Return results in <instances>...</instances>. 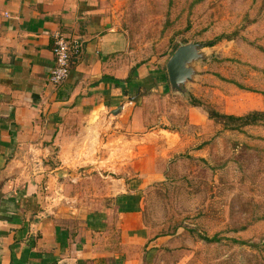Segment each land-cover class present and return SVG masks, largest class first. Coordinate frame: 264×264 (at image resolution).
I'll return each mask as SVG.
<instances>
[{
	"label": "crops",
	"instance_id": "0c3cea01",
	"mask_svg": "<svg viewBox=\"0 0 264 264\" xmlns=\"http://www.w3.org/2000/svg\"><path fill=\"white\" fill-rule=\"evenodd\" d=\"M107 13L103 0H0V264H140L148 242L140 191L162 177L161 163L177 145L136 139L142 145L131 144L125 174L96 188L90 173L98 170L76 165L89 158L83 148L91 150L105 114L124 129L141 115L142 87L155 91L162 75L139 66L131 83L122 82L133 67L125 63L128 42ZM57 35L83 45L54 86ZM160 84L172 93L168 80Z\"/></svg>",
	"mask_w": 264,
	"mask_h": 264
},
{
	"label": "rangeland",
	"instance_id": "374dc122",
	"mask_svg": "<svg viewBox=\"0 0 264 264\" xmlns=\"http://www.w3.org/2000/svg\"><path fill=\"white\" fill-rule=\"evenodd\" d=\"M103 2L128 42L126 65L162 75L151 84L155 91L142 87L136 97L141 115L124 129L105 114L107 124L94 132L91 150L83 148L89 158L76 165L98 170L90 173L96 188L110 182L107 176L125 174L131 144L142 145L136 139L177 145L161 163L162 177L140 191L148 237L140 264H264V123L227 131L203 109L236 116L264 111V0ZM185 43L205 47L182 96L160 83L167 85L166 62ZM191 98L203 107L192 111ZM114 138L122 140L110 144Z\"/></svg>",
	"mask_w": 264,
	"mask_h": 264
},
{
	"label": "water",
	"instance_id": "95a60500",
	"mask_svg": "<svg viewBox=\"0 0 264 264\" xmlns=\"http://www.w3.org/2000/svg\"><path fill=\"white\" fill-rule=\"evenodd\" d=\"M195 43H185L177 47L166 62L165 68L170 90L173 94L186 95L188 83H192L194 75V64L202 58L201 48ZM204 59V58H203ZM206 59V57H205ZM118 110L113 112L118 114Z\"/></svg>",
	"mask_w": 264,
	"mask_h": 264
},
{
	"label": "trees",
	"instance_id": "16d2710c",
	"mask_svg": "<svg viewBox=\"0 0 264 264\" xmlns=\"http://www.w3.org/2000/svg\"><path fill=\"white\" fill-rule=\"evenodd\" d=\"M213 44L211 43L210 46H212ZM178 46L175 47V49L172 51L171 55L173 54V52L177 49ZM140 66V64L134 66L131 68L128 76L126 77V79H124L122 82L124 83H131L132 80H134V73L136 72L137 68ZM120 81L117 80L116 84H119ZM191 106L192 107H203V104L195 99V98H191ZM204 112L207 115V118L209 120L214 121L215 123H217L218 125H221L223 127L224 130L227 131H240L246 127L249 126H254L257 125L258 123H264V111H250L247 112L243 115L240 116H236V115H231V114H223V113H219L213 109H208V108H203ZM201 239H203L204 241H218L217 238H204L202 237Z\"/></svg>",
	"mask_w": 264,
	"mask_h": 264
},
{
	"label": "built area",
	"instance_id": "2783aa9c",
	"mask_svg": "<svg viewBox=\"0 0 264 264\" xmlns=\"http://www.w3.org/2000/svg\"><path fill=\"white\" fill-rule=\"evenodd\" d=\"M83 42L76 37H65L57 35L55 37L52 55L54 67L49 73L48 82L54 86L61 85L69 75L70 67L74 58L78 57L82 51Z\"/></svg>",
	"mask_w": 264,
	"mask_h": 264
}]
</instances>
